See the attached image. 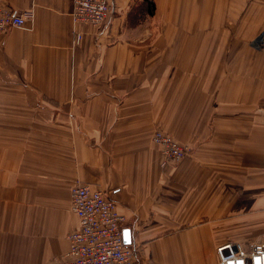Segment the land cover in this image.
<instances>
[{
    "label": "crops",
    "instance_id": "crops-1",
    "mask_svg": "<svg viewBox=\"0 0 264 264\" xmlns=\"http://www.w3.org/2000/svg\"><path fill=\"white\" fill-rule=\"evenodd\" d=\"M0 1L33 10L0 32V264L67 260L77 183L117 202L139 264L264 241V0H109L100 34L72 0ZM156 130L189 154L163 166Z\"/></svg>",
    "mask_w": 264,
    "mask_h": 264
},
{
    "label": "built area",
    "instance_id": "built-area-1",
    "mask_svg": "<svg viewBox=\"0 0 264 264\" xmlns=\"http://www.w3.org/2000/svg\"><path fill=\"white\" fill-rule=\"evenodd\" d=\"M111 10L109 0H72L75 26L87 24L99 34L104 32ZM32 16V9L19 11L0 1V32L21 27ZM74 32L78 43L82 33L76 27ZM153 140L160 146L163 165L178 163L188 153L187 147L163 130L155 131ZM71 198L72 209L82 225L68 236L67 260L51 264H139V251L124 241L126 218L108 193L77 183L71 189ZM218 264H264V241L253 243L250 250L225 245L220 250Z\"/></svg>",
    "mask_w": 264,
    "mask_h": 264
},
{
    "label": "water",
    "instance_id": "water-1",
    "mask_svg": "<svg viewBox=\"0 0 264 264\" xmlns=\"http://www.w3.org/2000/svg\"><path fill=\"white\" fill-rule=\"evenodd\" d=\"M124 241L126 244H131L132 243V235H131V230L126 228L124 229Z\"/></svg>",
    "mask_w": 264,
    "mask_h": 264
},
{
    "label": "rangeland",
    "instance_id": "rangeland-1",
    "mask_svg": "<svg viewBox=\"0 0 264 264\" xmlns=\"http://www.w3.org/2000/svg\"><path fill=\"white\" fill-rule=\"evenodd\" d=\"M157 131V130H156ZM155 133V132H154ZM153 133V134H154ZM169 134V133H168ZM172 136V135H171ZM173 137V136H172ZM174 138V137H173ZM152 139H153V135H152ZM154 141V140H153ZM177 141V140H176ZM178 142V141H177ZM179 143V142H178ZM180 144V143H179ZM158 145V144H157ZM182 145V144H181ZM159 146V145H158ZM183 146H185V145H183ZM160 147V146H159ZM186 147V146H185ZM187 149H188V147H187ZM187 154H189V149H188V153ZM162 160H163V158H162ZM179 163V162H178ZM175 164H177V163H175ZM175 164H173V165H175ZM162 165H163V163H162ZM169 165H172V164H169ZM163 166H166V165H163Z\"/></svg>",
    "mask_w": 264,
    "mask_h": 264
}]
</instances>
